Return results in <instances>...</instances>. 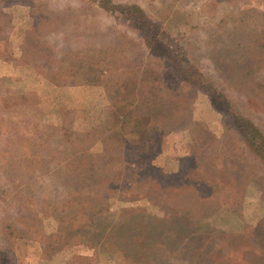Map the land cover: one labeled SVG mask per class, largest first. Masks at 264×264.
Returning <instances> with one entry per match:
<instances>
[{
  "label": "rangeland",
  "instance_id": "1",
  "mask_svg": "<svg viewBox=\"0 0 264 264\" xmlns=\"http://www.w3.org/2000/svg\"><path fill=\"white\" fill-rule=\"evenodd\" d=\"M111 3L139 5L155 26L102 0H0L2 264H125L111 246L129 248L117 236L129 216L160 230L139 264H264V163L245 135L251 125L264 135V0ZM133 102L140 118L163 116L149 172L187 182L199 165V178L162 194L128 168L125 133L107 158L85 161L110 145L101 125ZM90 165V180L66 179ZM81 192L92 202L79 203ZM202 201L214 207L190 219ZM176 213L181 230L161 236L157 219Z\"/></svg>",
  "mask_w": 264,
  "mask_h": 264
},
{
  "label": "trees",
  "instance_id": "2",
  "mask_svg": "<svg viewBox=\"0 0 264 264\" xmlns=\"http://www.w3.org/2000/svg\"><path fill=\"white\" fill-rule=\"evenodd\" d=\"M102 3L104 5L110 4V5H112L113 8L115 7L118 10H121V12H123L122 14H124V16L126 18L130 19L131 21L143 20V22L145 24H150L152 26H155L154 21H152L150 16L145 12V10L143 8H141L137 4H135V5L131 4L128 7L121 9L122 8L121 6L112 4L111 0H102ZM200 82L201 81H199L198 83H200ZM120 90H126V89L121 87ZM136 93H137V87L133 91L128 92L126 94V96L133 97V95L136 96ZM120 97H122V96H120ZM125 100H126V98L123 97V99H121L119 102H123ZM132 104L135 106H133ZM125 111L126 112H121L118 115H117V112L115 113V117L112 118V120L114 121L112 125L110 124V122H111L110 120H108V122L105 121L101 125L100 133L102 135H105L103 143L107 142L110 145H108V147L104 145L102 153L97 154V155L83 152L82 157L85 159V161L89 162V164L94 163L96 156L107 158L109 146H112L115 148V146L113 144L123 143L124 141H122V140L125 137L121 138L122 133L130 134L133 136L132 141H127L125 143L126 145H122L121 146L122 148H120L121 153L123 154V157L126 158V156H129L128 159L130 160L129 161L130 166H132L131 165L132 163H134L137 166L139 164V162H141V161L145 162V164H147V162L150 161V159L152 158V155L149 153H150V150H152V149H149V147H151V145H152L151 139H153V137H154L153 134L156 133L155 130L157 128H156L155 124L159 123V122H160V124H164L162 113H161V111H158L156 109L154 112H157V113L151 112V114H148L147 118H140L143 110L141 107H139V103L135 104L134 102L130 103L129 104V110L126 109ZM251 128L252 129H250L249 127L245 128V130L246 129L248 130V131L247 130L245 131L246 132L245 135L247 136V139L250 142L251 146L255 150H257V152H258L257 156L261 159L262 163H264V135L261 133L259 128L254 127L252 125H251ZM88 131L92 132L93 129L88 130ZM89 132H86L85 135H87ZM249 132H252L250 137H248ZM85 138H86V136H84V139ZM62 141H64V143H72V142L78 143L79 142L75 136L70 137V138L65 139V140L62 139ZM128 143H131L132 145L134 144V147L133 146L127 147ZM116 149H119V148L116 147ZM69 156H70V152H68L66 154L65 159H67ZM75 156H74V158H75ZM71 159L72 158H70V159L68 158L67 163H71V161H72ZM198 159H202V156H199ZM182 160L185 162L188 161L187 158H183ZM65 162H66V160L63 161V163H65ZM185 162H184V164H185ZM196 162H199V161H196ZM147 165L145 166V168H142L141 166L133 168V169H131L129 166L128 168L130 170H136L138 173H141L143 181L147 180V182L151 183L153 185V187L159 188L160 190H162L163 191L162 194H167L168 196H169V194L166 192L167 189L173 190L174 185L176 186L178 183H180L176 187H178L179 190H181V189H183V187H186L187 182H189L188 180L190 178H192V176L194 178H199L201 176V175L199 176V174H200V171L198 170L199 165L196 166L195 168H193L190 172H188L185 175V176H187L186 177L187 182L182 181V177L184 178V176L180 177L179 174H176L175 176L170 177L163 172L156 173L154 170L150 173L149 170L150 169L152 170V166L149 164H147ZM146 168H148V169H146ZM94 173L95 172H94V168L92 169V165H90V167H86L83 169H78V168H76L74 170L70 169L69 172L66 174V176H68L66 179L73 180L71 183L73 185H77L78 183H81V180H83V179L84 180L85 179L90 180L92 176H95ZM210 176L213 177V174L212 175L210 174ZM165 177H168L170 180L169 181L165 180L164 179ZM104 181H110V179L105 177ZM188 187H190V186H188ZM192 189H193V187H191L190 190H192ZM78 197H79L78 198L79 203L82 202V203H86V204H89L90 202H92V199H93V197L90 194H86V193L82 194V192L79 193ZM205 200L206 199H204V201ZM204 201L198 203L199 213L202 212L204 214L199 217V215H197L195 212H193L192 214H190L191 215L190 219L192 217L193 218H195V217L196 218H202V217H204V215L207 216V214L209 213L208 211L212 210L211 208H213L214 206L210 205L209 207H207V204H205ZM177 212L179 213L182 211H179V209H178ZM178 213H176L177 214L176 217L173 216L174 218L172 217V219H170L168 216L157 219L158 222L163 223V225H158V227L160 229H162L161 230V236H163L166 233H173L175 235L177 232H179L181 230V225L183 226V223L186 221L182 220V217H180V214H178ZM125 221H126V223H123V224H120L117 226V232H118L117 236H120L123 239L127 238V241L131 242V243L129 242V248L127 249L125 247L126 245H124L122 243L119 244L117 241H114L113 245L111 247L116 248L117 246H119V248L121 249L120 252H122V254H123V258H122V254H121V258L124 260L125 264H139L141 262V260H144V258H145L146 252H144V257H143V250L146 247V245H145L146 244L145 243L146 237H152L150 234L155 233L156 231H160V230H158L156 227L154 228V224L152 222H150V226L146 225L145 227H142L143 224H141L140 220L138 218H135V217L129 216V218H127ZM188 221H189L188 224H193L192 221H190V220H188ZM162 232H164V233L162 234ZM111 233H113V232L111 231ZM159 238H161V237H159ZM164 238H166V237H164ZM162 240H164L165 243L163 241H157V242H155V244L158 246L166 247L165 249H167L169 247L168 246L169 244L166 242V239H162ZM151 252H153V251L151 250ZM166 254L169 257V253H166ZM0 264H2L1 259H0Z\"/></svg>",
  "mask_w": 264,
  "mask_h": 264
}]
</instances>
